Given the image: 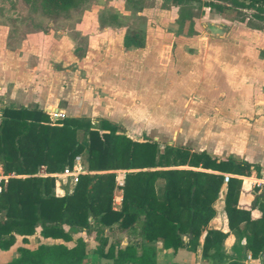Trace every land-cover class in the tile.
<instances>
[{"label": "trees", "instance_id": "16d2710c", "mask_svg": "<svg viewBox=\"0 0 264 264\" xmlns=\"http://www.w3.org/2000/svg\"><path fill=\"white\" fill-rule=\"evenodd\" d=\"M47 17L48 24L68 15L80 0H21ZM132 2L136 0H126ZM179 4L182 0H172ZM235 10L236 20L245 27L264 30V0H222ZM206 6L221 7L212 3ZM250 11V13H247ZM143 33L129 29L122 46L142 47ZM77 47L73 53L77 54ZM84 154L87 170L143 168L125 174L118 208L112 206L113 173H83L77 176L71 192L55 195L54 178L33 176L39 167L59 172L72 165L74 156ZM0 164L4 172L28 175L0 183V250L12 246L16 256L5 264H82L86 258L84 240L71 233L90 235L92 252L110 264H155L159 240L164 248H183L202 261L241 264L221 251L227 231L242 239L244 252L256 264H264V197L257 195L250 216L249 207L238 204L240 180L228 178L222 204L227 231L207 228L214 216L213 203L222 185V173L246 174L257 167L232 157L216 158L204 151L158 145L146 137L133 138L116 123L100 118L94 126L87 117L63 116L50 121L37 107H4L0 111ZM187 165L212 170L148 168ZM161 187L156 188V180ZM205 231L201 244L199 237ZM35 233L42 239L33 249L25 246ZM125 238V244L121 241ZM109 240V241H108ZM149 245H146V244Z\"/></svg>", "mask_w": 264, "mask_h": 264}, {"label": "rangeland", "instance_id": "374dc122", "mask_svg": "<svg viewBox=\"0 0 264 264\" xmlns=\"http://www.w3.org/2000/svg\"><path fill=\"white\" fill-rule=\"evenodd\" d=\"M9 1L16 17L4 15L0 10V26L6 28L8 40L23 38L28 33L34 35L32 42L37 49L33 55L43 57L41 67L60 97L54 105L63 111L64 116L88 117L94 126L100 118H107L133 138L146 137L155 141L159 152L163 144L170 142L171 145L194 151L204 149L215 157H225L241 153L246 145L250 147L256 140H264L262 80H227V86L212 87L208 73L198 70L203 67L202 56L227 55L224 47L210 44V41L256 39L251 31L242 33L237 30L239 23L235 10L224 1L182 0L174 4L172 0H80L74 11L58 18L52 26L48 24L47 17L35 8L28 7L21 0ZM205 3L221 8L209 7ZM213 25L221 26V31L215 33ZM129 29L143 33L145 42L141 49H123L122 36ZM74 46L82 55L80 59L71 53ZM245 54L251 56V50ZM186 58H193V76L188 74L187 68H192V65L186 62ZM139 81L148 88L161 85V100L165 101L168 94H172L178 111L172 113L163 107L157 113L161 124L127 123L124 113L128 105L136 115L139 100L151 99L149 94H128V89L138 86ZM234 87L241 92L231 95L230 88ZM193 89L196 90L193 92ZM206 92L208 94L205 95ZM211 92L217 95L223 92L224 95L215 96ZM190 98L196 104L202 99L217 103L226 98L225 119L218 118L212 109L196 111L198 106H195V111L186 112ZM146 107L151 109L153 106L147 102ZM153 115L152 112L151 117ZM210 115L213 121L208 123L205 117ZM245 141L250 145L245 143L244 146ZM81 157L84 158L83 153ZM249 163L257 167L256 171L264 169L262 163ZM83 167L86 168L84 164ZM71 237L72 240L64 245L71 246L76 237L84 240L87 256L82 264H110V260L97 257L92 252L94 242L90 235L72 231ZM241 241L237 236L231 248L232 254L227 256L242 259ZM39 242L61 241L42 239L36 234L27 238L25 246L33 249ZM20 243L17 239L9 254L15 257L14 249ZM3 255L0 254V264L7 262L6 255ZM165 257V260L157 258L155 264H175L170 263L171 255L166 254ZM204 264L217 263L210 261Z\"/></svg>", "mask_w": 264, "mask_h": 264}, {"label": "crops", "instance_id": "0c3cea01", "mask_svg": "<svg viewBox=\"0 0 264 264\" xmlns=\"http://www.w3.org/2000/svg\"><path fill=\"white\" fill-rule=\"evenodd\" d=\"M11 5H12L11 1L2 0L0 1V10L4 15H12L13 17H16L14 14H12L15 13L14 12L15 10L11 7ZM238 23H239L237 27L238 31H241L242 33H245L246 30L251 31L253 33L252 36L256 39H254V41H249L245 38H241L236 42L221 41V40L210 41V44H218L219 47L220 46L224 47L226 49L225 53H227V55L220 54V55L202 56L201 63L203 67L202 68L199 67L198 70L204 73H208V78L213 82L212 87H214L215 85L222 86L225 84H226L225 86H227V82H226L227 80L238 79L241 81H245V80L247 81L250 80V78L251 79L254 78L256 80H262L260 84L261 85L260 90L262 94H264V90H263L264 89V30L250 29L245 27L243 23L240 22ZM212 30L215 33H219L221 31V26L213 25ZM44 34H46V32H44ZM33 36H34L33 34L28 33L25 34L23 38H19L17 40H8L6 35V28L0 26V111L4 107H11V108L37 107L47 113V110L53 107L57 108V106L54 105V103L55 101H58L60 97L56 95L57 92L56 88L50 85L49 76L46 75L47 74L46 71L44 70V68H42L44 63L43 57L42 56L40 57L39 55L38 56L33 55V53L37 49L34 43L32 42ZM121 45H122V40H121ZM142 47L130 46L128 48L123 47V49L125 50L141 49ZM230 49H232L231 50V52L233 53L232 55ZM248 49L251 50V56L245 54L248 51ZM71 53L73 57L76 59H80V57H82V55L78 53L74 54L73 48L71 49ZM186 62L192 65V68L188 67L187 71L188 74L193 76L194 75L193 58L191 59L186 58ZM37 63L38 65L36 66ZM146 86H147L146 84H143L142 82L139 81L138 86L128 89V94H133V95L135 94L139 96L149 94L151 95V99H149V101L147 99H142V98L139 100L138 103L139 107L135 111L137 113L136 114L137 117L134 114L133 110L128 105V109H126L127 111L124 113V120L127 123H135L136 121H138V123L148 122V123L161 124L162 121L159 120V116H157V113L162 111L163 107L167 109V111H170L172 113L178 111V107H176V103H175L176 101L175 99L172 98L173 97L172 94L169 93L165 101L161 100L160 97L163 93L161 85L160 86L157 85L154 87L149 85L150 88ZM195 90L196 89H193L192 91L194 92ZM240 90L241 89H236L235 87L230 88V94L237 95L241 92ZM206 94L208 93L206 92L205 95ZM211 94L215 96L217 95V93H212V92ZM220 94L222 96L223 92ZM220 94L218 92V95ZM191 97H194V94H192ZM147 102H149V104H152L153 107L151 109H147L146 107ZM194 102L195 101H193L192 98L188 100L187 107L185 109L186 112L195 111V106H198V108H196V111L207 112L210 111V109H212L211 112L213 111L212 113L217 114L218 116L217 115L216 116L218 118L225 119V112H226L225 109L227 108L226 98L218 100L217 103L211 100H208L207 102L204 99H202V102L198 104ZM57 110L59 111L58 108ZM79 110L81 111L82 107H80ZM60 111L63 112L62 110ZM152 112L154 113L153 117H151ZM75 117H83V116H75ZM173 119L174 118H172V120ZM190 119L191 118H188V121ZM205 120L206 122L211 123L213 121V117L211 115L206 116ZM252 126H254V124ZM245 143H248L250 145L249 142L245 141L243 143L244 146ZM166 144H170V142H166ZM187 149L191 152L204 151L207 154L215 157L214 155L208 153L204 149H199L197 151H194V149L192 148L191 149L187 148ZM228 156L232 157L237 161H246L248 163L251 161L254 162L257 161L264 165V140L262 139L256 140V143L254 144L253 142L252 146L249 147L248 145H246V149L241 151V153L235 155L233 154L226 155L225 157ZM225 157H216V158H225ZM82 161L83 159L81 157V164L83 163ZM167 168L193 169V170H201L206 172H214L212 170L194 168V167H189L187 165H183V166L178 165L172 167H155V168H148L147 170L158 171ZM127 170L128 172H131V171L146 170V169L133 168ZM263 170H264L263 168L259 171L253 169L250 170L248 172L249 175L246 176V178H244L240 183L238 204L243 207L251 208L250 216L253 218L257 217L259 215V212L254 207V204L253 206H251V203L252 202L254 203V199L257 196V194H255L253 189L251 188L250 179L252 178L253 174L258 175L259 173L263 172ZM103 172L106 171L104 170L89 171L86 170L85 168L84 173L93 174V173H103ZM73 185L70 184L68 180L64 178H58L56 181L54 180L53 193L55 195H60L62 193H69L71 192ZM155 185L156 188H158L159 190L161 187V180L157 179ZM224 190H225V186L221 185L218 194L216 196V199L213 203L215 214L209 220L207 224V228H215L223 232H226L227 231L226 219L222 204ZM115 194L117 195V192ZM116 208H118L117 205L114 206V209ZM36 234L37 233H35L34 235ZM204 234L205 231H203L199 237V244H201ZM236 238H237L236 234L232 233L231 231H227L226 237L224 238L221 244V251L224 254L226 255L232 254L231 248L233 242L236 241ZM17 239H19L20 241L19 237H16V240ZM125 242H126L125 238H123L121 244L124 245ZM146 245L149 244L147 243ZM150 245H152L155 249V260L157 258L160 260H165L166 258L165 255L169 254L171 255L170 263H175V264H204L206 262H210V261H202L200 259L199 248L197 250V253L194 254L192 252L184 250L183 248H177L174 251L171 248H164L159 240L153 241L152 243H150ZM12 246H10L6 250H0V254L6 255V256L3 255L6 258V261L14 257L12 254H9V250ZM14 251L16 252L15 249ZM242 252H243V257L242 259L238 260L239 262H241V264H256V262L251 258L249 259L246 258V256L249 254L248 252L246 253L244 252L243 247H242Z\"/></svg>", "mask_w": 264, "mask_h": 264}, {"label": "built area", "instance_id": "2783aa9c", "mask_svg": "<svg viewBox=\"0 0 264 264\" xmlns=\"http://www.w3.org/2000/svg\"><path fill=\"white\" fill-rule=\"evenodd\" d=\"M47 114L49 116L50 121H54L55 119L63 117L62 112L59 110L51 111L47 110ZM85 169L81 164L80 155H76L73 158L72 165L70 167L64 168L59 172H46L43 167H39L37 171L32 174L33 176L38 177H52L56 181L58 178H66L70 184H74L77 180V176L79 174H83ZM87 172V171H86ZM106 172L113 173V181H114V189L112 194V206L114 208L115 205L119 207L121 201V186L123 185L125 174L128 172L127 169H112ZM249 173L246 174H231V173H222V185L226 183L228 178L234 177L240 180V182L248 176ZM28 175L25 174H17L15 172H4L1 164H0V183L5 182L8 178H23ZM250 185L253 189L254 193L264 197V171L259 173L258 175L253 174L250 179ZM117 192V195L115 194ZM220 193V192H219ZM247 259L250 258L249 255L246 256Z\"/></svg>", "mask_w": 264, "mask_h": 264}, {"label": "water", "instance_id": "95a60500", "mask_svg": "<svg viewBox=\"0 0 264 264\" xmlns=\"http://www.w3.org/2000/svg\"><path fill=\"white\" fill-rule=\"evenodd\" d=\"M49 110H51V111H56L57 110V108H55V107H53V108H51V109H49ZM253 202L251 203V206H253Z\"/></svg>", "mask_w": 264, "mask_h": 264}]
</instances>
